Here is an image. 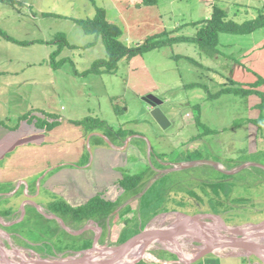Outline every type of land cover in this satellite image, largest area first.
I'll return each mask as SVG.
<instances>
[{
	"label": "rangeland",
	"instance_id": "1",
	"mask_svg": "<svg viewBox=\"0 0 264 264\" xmlns=\"http://www.w3.org/2000/svg\"><path fill=\"white\" fill-rule=\"evenodd\" d=\"M209 1L213 6L228 13L227 20L236 23L255 18L258 10L264 5V0ZM86 2L90 6V2ZM66 3L61 0H0V85L2 82L6 83L5 79L8 78L5 77L10 76V73L15 74L13 76L16 79H22L6 83L10 88L5 89V93L0 96L2 100L9 102L0 104L1 126L16 128L31 121L36 129H44L35 125L36 121L49 119L43 110L48 111L53 107V114L58 116L60 124V120L62 117L66 118L72 105H77L82 113L91 107L86 103L87 100L91 105H97L99 100L102 104L101 113H91L79 120L80 122L91 119L106 122L115 129L123 126L128 130L138 128V131H142L146 120H150L151 117L147 115L145 118L146 104L141 101L144 96L140 97V93L152 89L154 95H151L165 100L160 107L162 112H168L173 108L176 111L175 122L164 132L172 144L166 157L168 162L209 161L221 163L222 166L219 165L218 168L222 171H228L234 166L238 168V164L243 162L264 166V124L258 132L255 123L244 121L250 116H259L260 109L249 110L248 96L224 95L216 99H207L208 94H215L226 83L225 74L228 66L232 62H240L243 53L263 42L264 29L243 36L219 34L216 52L212 55H207L197 43L188 41L151 50L130 59L124 58L118 62L115 75L104 73L106 76L103 78L97 76L100 72L89 70L95 61L107 59L106 47L100 38L96 35H87L81 25L75 22L79 19L87 20L89 17H85L87 16L85 13L75 14L70 10L66 11ZM98 3L107 9L109 18L114 16V10L109 3L101 0H98ZM125 3L123 0L122 5ZM189 3L191 7L195 5V8L187 9L185 3L179 0H158L153 8L139 3L138 11L130 10L124 16H120V19L112 17L110 20L126 31L128 37L123 34L121 41L127 47H136L151 36L178 27L180 35L191 37L195 34V28L188 24L207 19L209 6L202 0H190ZM58 12L63 16L57 15ZM115 15L117 16L116 12ZM72 16L78 19L74 21L70 18ZM61 40H65L67 44L61 45ZM46 43L52 45L53 50H50L51 47ZM69 44L77 46L71 47ZM61 60L64 62L59 63ZM132 61L143 65V69L129 73L130 66L134 68L137 63ZM48 64L55 71L53 90L47 89L52 85L44 70L49 69ZM54 66L57 68L54 69ZM204 67H208L209 70H205ZM210 68L215 71L211 75ZM39 70L44 71L42 75L44 82L31 81L30 77L36 75ZM94 77L107 79L108 85L110 82L114 84V92L119 94V100L114 102L118 116L112 108L111 101L100 97L101 89L96 90L92 87L89 90L85 89L83 83ZM262 81L251 88L254 95L260 96V100L261 95H264ZM97 86H100L99 83ZM40 93L44 96L52 95L50 101L46 103V98L41 97ZM44 104L47 105L46 110L43 109ZM197 105L201 106L203 111L200 120L202 124L191 123L188 116L191 114L193 119L196 117ZM256 110L258 112H254ZM22 117L23 120H19ZM3 166L4 160H1L0 168ZM263 175L264 173L254 166L233 176H224L216 172L212 165L197 164L178 174L181 180L180 189L173 187L168 190L167 201H164V191L152 189L150 196L152 201L144 205L146 208L142 221L137 220V213H134L133 219L127 221V226L115 227L110 233L109 240H97V245L98 247L122 245L150 226L159 228L173 224L184 225L185 222L178 219L182 217L181 214L210 215L227 226L240 227L263 222ZM156 207L162 210L154 211ZM26 220L22 221V225L10 226L11 230L8 232H6L8 229L3 230L4 225L0 223V231L5 232L9 238L0 235V249L3 247L6 252L17 249L18 252L13 254L5 252L0 255V264H5L3 260L21 264L22 261L18 260L17 255L27 257L26 261L30 264H42L46 259L62 258L81 252L82 248L76 246L73 249L62 248L60 237L48 233L45 227L40 226L39 231L38 229L29 231L31 227L23 226ZM51 229L52 227L50 232ZM215 232L218 236L222 234L227 237L225 232L216 229ZM203 239L208 238L202 235L196 239L192 236L179 237L175 241L180 245L179 249L170 243H166V246L155 243L146 254L152 255L156 260L168 262L166 264H175L178 260L177 255L184 260H191L204 246ZM93 243L94 240L90 245H84L86 250L91 249ZM224 253L226 251L221 250L214 254L222 256ZM31 255H37L38 260L31 259L29 257ZM147 256L139 264L162 263ZM214 261L216 257L209 254L201 264H214ZM244 261L245 264L264 263V259L257 254L246 257Z\"/></svg>",
	"mask_w": 264,
	"mask_h": 264
},
{
	"label": "crops",
	"instance_id": "2",
	"mask_svg": "<svg viewBox=\"0 0 264 264\" xmlns=\"http://www.w3.org/2000/svg\"><path fill=\"white\" fill-rule=\"evenodd\" d=\"M61 1L67 2L65 6L66 11L70 10L71 13L75 14L85 13L87 15L85 17H89L88 19H92L95 16L96 8H102L105 10L106 19L111 23H113L110 20L113 19L112 17L120 19V16H124L130 10L138 11L137 4L141 3V0H125L126 3L122 5L123 0H101L109 3L114 10V16L109 18L107 9L104 6L101 7L98 0ZM86 1L90 2V6ZM179 1L184 2L187 9L195 8V5L191 7L190 0L189 2L188 0ZM202 1L206 6H209L207 13V19H209L213 5L209 0ZM57 15L63 16L60 12ZM70 18L74 19V21L78 19L74 16ZM176 29L167 33H171L173 36L180 35V27H178V30ZM122 32L128 37L124 29ZM47 46L51 47L50 50L54 48L49 44ZM69 46L75 47L77 45L69 44ZM134 62L137 61H132V63ZM135 65L134 68L130 66L129 73L137 72L144 67L138 62ZM48 68L44 70L52 85H49L47 89L53 90V73L55 71L51 69L49 64ZM204 68L205 70H209L208 67ZM210 70V75L215 72L211 68ZM39 73L40 77H38ZM115 73H117V70ZM115 73L110 75H115ZM43 74L44 71L39 70L30 79L32 78L31 81L42 83L44 82L42 80ZM13 75L15 74L10 73V76L5 77L8 78L5 79V82L22 80L20 78L16 79ZM97 76L105 78L106 74L100 73ZM225 76L226 83L223 85L227 86L230 83H234L244 90L252 88L258 81L261 82L263 80L262 82H264V40L262 43L254 45L253 48L243 53L240 62H232L228 66ZM101 77H94L88 82H84L83 85L88 90L91 87L96 88V90L101 89L100 93H102V96L100 97L109 99L114 112L117 113L115 103L119 100V94L114 92V84L112 82L108 85L107 79H101ZM6 83L2 82L0 85V96L5 93V89L10 88ZM97 83H99V87ZM153 93L154 90L152 89L144 90V92L140 93V97L144 96L141 101L146 104L144 108L145 118L152 109L144 100L145 98L154 101L159 109L165 103V100L156 98L153 96ZM14 94L18 98L17 92ZM40 96L43 97L44 94L40 93ZM50 96L52 97V95ZM50 96L47 94L44 96L46 103L50 101ZM247 99L250 111L257 108V105L261 103L260 97L254 95V91L253 94L248 95ZM5 102H8V100L4 101L0 97V104H4ZM51 102L53 103L52 100ZM86 103L91 107L82 113L77 105H72L70 112L66 110V118L62 117L60 124L51 131L38 130L31 121H28L27 125H21L16 128H12V126H10L11 128H5L0 125V161L4 160V166L0 168V223L4 225L3 230L9 229L10 226L22 225L20 223L24 219H32L33 217L34 219L25 222L23 226L31 227L29 230L31 231L36 224L42 225L47 229L48 233L53 234V236L57 234L60 237V245L65 249H73L74 237H82V239L75 240L80 243L93 241L97 237L99 241L108 239L115 227L124 228L127 226V221L133 219L134 213H137V220L142 221L146 208L144 205L149 200L151 201L149 198L146 202L147 197H145L149 189L157 186L158 189L164 191V201H167L169 194H167L168 190L166 187L171 185V188L180 189L181 180H179L178 174L196 165L194 164L192 167L182 169L181 167L185 165H191L192 161L181 160L171 163L166 160V157L170 153L169 146L172 147V144L164 132L171 128L175 122V108L168 110V112H163L170 123L166 130H161L152 119L146 120L142 131H138V128H134L136 131L134 129L128 130L127 127L123 126L115 129L106 122H104L105 128L84 130L83 127L75 125L74 122L89 116L91 113H101L102 109V104L99 100L97 105H91L88 100ZM43 106V109L46 110L47 105L44 104ZM125 111L127 112L128 109ZM42 112L57 116L53 114V107L48 111L43 110ZM199 114V120H201L203 115L201 106ZM188 116L191 118V123L197 124L191 114H188ZM258 117L250 116L246 119L256 120ZM57 121L59 122V120ZM261 124H264V117ZM262 125L260 126L261 129ZM217 165L222 166L221 163H217ZM238 166V168L234 166L228 171H224L225 173H221L222 170L218 167L215 168V171L224 176H233L248 167L254 166L264 173V166L262 165L243 162L238 164ZM127 179H131L132 181L126 183ZM135 187L137 189L142 188L137 196L129 197L125 194L126 189H136ZM95 197H99L103 202L116 205V210L106 220L100 222V224L92 220L79 223L71 222L67 218L70 224L66 226L59 218L58 214L63 216V207L67 206L70 209H77L86 205ZM37 215H40L42 218L36 217ZM29 216L30 218H28ZM42 220H45L44 223H42ZM62 224L65 228H63ZM55 226L61 227L62 231L56 230ZM8 231L6 230V232ZM3 233L7 235L5 232ZM0 235L2 234L0 233ZM84 245L81 244L76 246V248H82L81 252L86 251ZM209 254L216 257L214 264H245L244 259L246 257H230L226 256V253L222 256L213 253ZM205 256L191 264H197L199 261V264H201ZM155 261L158 263L162 262L160 264L168 263L161 260Z\"/></svg>",
	"mask_w": 264,
	"mask_h": 264
},
{
	"label": "trees",
	"instance_id": "3",
	"mask_svg": "<svg viewBox=\"0 0 264 264\" xmlns=\"http://www.w3.org/2000/svg\"><path fill=\"white\" fill-rule=\"evenodd\" d=\"M158 0H141V5L143 6H155ZM227 12L217 6H213L212 13L209 19L201 20L198 22L190 23L189 26L195 28V34L193 36H184V35H176L171 37V33L162 32L147 38L143 43L136 47H127L122 41L121 37L123 36V32L120 27L116 26L115 24L109 22L106 19L105 10L102 8H96V14L92 19L88 20H77L76 22L81 25L87 35H96L98 38L101 39L102 43L106 47L107 52V59L106 60H97L93 63L91 70L93 72H100L106 74H114L117 69V64L120 60L126 58L130 59L132 57H136L142 55L151 50L160 49L163 47L173 46L178 43L182 42H195L198 44L199 48L206 52L207 55H212L216 52V46L218 44L219 34H235V35H249L258 30L264 29V5L258 10L257 15L253 19L245 20L241 23H236L232 20H227ZM178 30V28L176 29ZM63 39V38H62ZM67 43L65 40H61V45L65 46ZM59 48V47H58ZM53 54L51 55V57ZM64 62V60L59 61V63ZM200 65L199 63H196ZM53 66V60H52ZM98 67V68H97ZM101 69L99 70V68ZM54 69L57 66L53 67ZM261 83L258 81L255 85ZM224 94H233L235 96L240 97H247L248 95L253 94V90L251 89H241L240 87H236L234 83H230L229 85H223L215 94H208V99H216ZM264 94V93H263ZM260 97V96H259ZM262 100L257 108L260 109V115L256 120L245 119L244 121L255 123V126L258 129V132L261 130L260 126L262 125L261 122L263 121L262 112L264 111V95H261ZM200 107L197 105L196 107V117L195 120L197 124H201L200 122ZM46 117L49 118L48 120H39L36 121L35 125L39 128H44L45 131H51L59 122L57 121L58 118L55 115L45 113ZM19 120H23L20 118ZM75 125L83 127L84 130H97L101 128H105L104 123H101L96 120L85 119L83 122L77 121L74 122ZM264 137V136H263ZM138 179V178H137ZM131 179H127L126 183L131 182ZM142 186V184H141ZM140 186V187H141ZM165 186H167L165 184ZM171 185H168L166 188L167 190H171ZM137 189V187H135ZM156 188L157 191L158 187L155 186L149 189L146 193V202L150 198L151 190ZM126 189V195L129 197L137 196L140 193V189ZM154 190V191H155ZM165 196V193H164ZM152 201V200H151ZM149 200L147 204L151 203ZM145 202V203H146ZM162 210L161 208H154L155 210ZM116 210V205L111 203L103 202L99 197H95L91 201H89L86 205L79 207L77 209H70L69 207L65 206L62 209L63 216L59 215V218L64 222L66 226H69L70 222L67 218L70 219L71 222H82V221H94L98 224L100 222L106 220L110 214H112ZM9 213V212H8ZM53 214V213H52ZM197 214V213H196ZM36 217L42 218L40 215ZM30 218V216L28 217ZM32 219H34L32 217ZM27 219V221L32 220ZM45 220H42L44 223ZM22 223V222H21ZM20 223V224H21ZM43 227L42 225L36 224L34 229H38L39 227ZM55 229L58 231H62V228L59 226H55ZM54 229V230H55ZM8 230H11L10 228ZM69 236V235H67ZM75 240L82 239L80 238H73ZM74 240V246H79L81 244L90 245L92 241H87L85 243H80L79 241ZM165 259V258H162Z\"/></svg>",
	"mask_w": 264,
	"mask_h": 264
},
{
	"label": "water",
	"instance_id": "4",
	"mask_svg": "<svg viewBox=\"0 0 264 264\" xmlns=\"http://www.w3.org/2000/svg\"><path fill=\"white\" fill-rule=\"evenodd\" d=\"M144 100L152 107L149 112L151 119L161 130H166L170 125L167 117L156 106L154 101L146 98ZM194 164H209L215 168L218 167L217 163L214 162L197 161L181 168L187 169L194 166ZM221 173L225 172L221 171ZM181 215L187 219L184 225L173 224L159 228L150 226L128 242L114 247H98L97 237L89 250L62 258L46 259L42 264H139L155 243H174L179 237L191 238L192 236L196 239L199 235L208 238L203 239L204 246L191 260H184L177 255L178 260L175 264H191L209 253L214 254L216 251L221 250L226 251V256L230 257H248L252 254H257L264 259V247L260 244L264 240V221L254 225L239 227L227 226L210 215ZM204 219L215 223H209ZM62 226L65 228L63 224ZM215 229L225 232L227 237L222 234L219 237ZM10 252L17 253V250L12 249ZM0 255H2L1 251ZM128 258L131 259L125 261Z\"/></svg>",
	"mask_w": 264,
	"mask_h": 264
},
{
	"label": "bare ground",
	"instance_id": "5",
	"mask_svg": "<svg viewBox=\"0 0 264 264\" xmlns=\"http://www.w3.org/2000/svg\"><path fill=\"white\" fill-rule=\"evenodd\" d=\"M179 220H181V221H183V222H185V221H187V219H185V218H183V217H180V218H178ZM0 233L2 234V235H4V237H6V238H8V236L7 235H5L2 231H0ZM222 236V235H221ZM183 242V241H182ZM184 243V242H183ZM258 243V242H257ZM158 244H160V245H162V246H166L167 244L166 243H163V242H158ZM170 244H173V245H175V246H177V248L179 249V247H180V245L177 243V242H174V243H170ZM259 244V243H258ZM260 244L264 247V240L263 241H261L260 242ZM187 247V246H186ZM195 247V246H194ZM17 250V249H16ZM0 251H1V253L2 254H4L5 252H6V250L5 249H3V247L0 249ZM4 251V252H3ZM6 253H10V252H6ZM32 253V252H31ZM13 254V253H12ZM25 255V254H24ZM16 256V255H15ZM147 256V254H145V257ZM17 257H18V260H21L22 262H21V264H30V263H28L26 260H27V257L25 258V257H20V256H18L17 255ZM29 257H31V259H37V257L38 256H36V255H31V256H29ZM148 258H150V259H154V260H156V258L155 257H153L152 255H148L147 256ZM25 258V259H24ZM131 258H128V260H130ZM146 259V258H145ZM38 260V259H37ZM42 260V259H41ZM3 261H5V264H20V263H15L14 261H8V260H3ZM12 262H14V263H12ZM19 262V261H18Z\"/></svg>",
	"mask_w": 264,
	"mask_h": 264
},
{
	"label": "flooded vegetation",
	"instance_id": "6",
	"mask_svg": "<svg viewBox=\"0 0 264 264\" xmlns=\"http://www.w3.org/2000/svg\"><path fill=\"white\" fill-rule=\"evenodd\" d=\"M37 256V255H36Z\"/></svg>",
	"mask_w": 264,
	"mask_h": 264
}]
</instances>
